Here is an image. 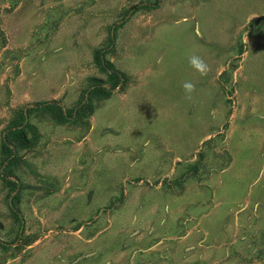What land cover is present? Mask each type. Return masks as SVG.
Wrapping results in <instances>:
<instances>
[{
	"label": "rangeland",
	"instance_id": "374dc122",
	"mask_svg": "<svg viewBox=\"0 0 264 264\" xmlns=\"http://www.w3.org/2000/svg\"><path fill=\"white\" fill-rule=\"evenodd\" d=\"M98 50L124 83L90 116L23 121L0 264H264V0H0V141L104 85Z\"/></svg>",
	"mask_w": 264,
	"mask_h": 264
},
{
	"label": "trees",
	"instance_id": "16d2710c",
	"mask_svg": "<svg viewBox=\"0 0 264 264\" xmlns=\"http://www.w3.org/2000/svg\"><path fill=\"white\" fill-rule=\"evenodd\" d=\"M93 61L105 73L106 81L104 85L91 84L70 107H63L56 101L36 102L32 107H26L24 110L19 111V124L9 126L3 131L0 141V178L9 192L14 193L9 199V209L13 219L17 222L20 220L16 208L19 197V183L10 180V178L12 177L13 159L17 150L26 145L25 131L31 128L28 123L23 125V121L25 122L26 118L32 114H40L58 124L90 116L95 101L108 98L116 87L124 83L122 73L103 58L102 51L93 52Z\"/></svg>",
	"mask_w": 264,
	"mask_h": 264
},
{
	"label": "clouds",
	"instance_id": "9594fccd",
	"mask_svg": "<svg viewBox=\"0 0 264 264\" xmlns=\"http://www.w3.org/2000/svg\"><path fill=\"white\" fill-rule=\"evenodd\" d=\"M188 63L189 65L198 73L201 75H206L209 71V66L205 62V60L195 54H192L188 57ZM182 89L184 90L185 95L187 98H191V94L195 91V84L191 81H184L181 85ZM11 264V262H9Z\"/></svg>",
	"mask_w": 264,
	"mask_h": 264
}]
</instances>
